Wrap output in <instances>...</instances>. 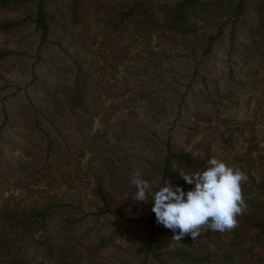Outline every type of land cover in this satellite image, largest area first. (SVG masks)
I'll return each instance as SVG.
<instances>
[{
  "label": "rangeland",
  "instance_id": "rangeland-1",
  "mask_svg": "<svg viewBox=\"0 0 264 264\" xmlns=\"http://www.w3.org/2000/svg\"><path fill=\"white\" fill-rule=\"evenodd\" d=\"M201 1L203 5L199 7L195 18L198 33L193 37L192 43L195 46L199 45L200 41H204L205 33L214 32L220 24L223 25V35L218 39L208 60L201 65L205 66L202 71L207 76V86L194 83L193 89L189 90L186 104L182 106L185 112L180 119V126L176 125L171 131H175L177 142L194 153L202 152L200 151L202 144L212 153L229 159L234 154L244 155L245 153L246 161L252 166V172L258 179H264V27L260 25L254 7L256 0L246 1L241 19L238 21H235L234 13L236 0ZM132 2L134 0H91L82 10V17L78 23L73 26L69 24L67 28L58 26L59 32L56 31L58 33L55 32L52 38H55L57 34L64 45V50L52 43L53 47L45 51L47 63L53 65V69L36 68L37 72H40V78H46L47 83L54 77L61 82H68L69 71L65 64H69L73 58L88 71L93 93L102 91L99 82L114 83L124 76L128 79L127 89L122 87V90L126 89L125 97L137 89L144 88L142 70L137 77L136 74L130 73L132 69L124 70L122 65V62L134 50H144V38L133 35L132 23L124 24L117 21L120 12L126 10ZM55 4L58 9H62L61 13L66 10L65 0H56ZM26 7L12 4L0 5V18H20L25 13ZM232 24H234V30L231 38ZM33 36L34 33L28 27L0 31V47L26 49L33 52V45L29 42ZM178 38V42L172 45L176 53H173L171 57L164 56L162 68L167 74L175 72L176 77L180 79L178 84L181 85L191 76L197 57H189V54L179 55L178 53L187 52L189 48L183 38ZM154 40L155 36L152 35L151 42L153 43ZM162 43L170 45L166 41ZM143 50L139 58L144 57ZM31 62L32 55L26 54L21 56L11 54L8 59L0 61V101L3 95H12L10 99L13 107L16 108L15 124L6 125V128L0 132L2 147L0 191H3L0 195L5 196L13 191L25 194L27 199H31L44 192L49 194L48 192L54 189L59 192V195H63L64 191H73L76 188L80 195V203L85 210L105 209L109 206L111 209H119L127 216L134 217V220H125L117 211L103 212L97 218L89 215L83 228L87 233L86 239H90V257L93 261L89 259L87 264H132L135 262H139L138 264H223L218 254L227 240L225 236L220 239L212 235L210 238L201 236L198 237L201 244L197 243L195 246L189 244L186 237L177 242L172 239L174 235L172 230L158 224L156 217L151 221V198L146 203L134 200L136 189L131 184V179L135 172H140L142 178L151 182L154 188L159 187L160 184L161 174L159 169L154 168L159 161L149 148L153 140L161 141L169 124L156 126L152 121H148L146 115L150 113V108H144V118L141 116L140 105L137 106V109L141 110L138 117L126 115L124 112L127 107H123L110 117L111 124H109L107 136L111 151H106L105 158L108 157L112 164H116V167H113L115 169L111 177L107 173L103 179L104 190L107 193L105 198L101 199L89 192L90 185L87 183L79 182L76 187L68 188V185L61 181L63 169L81 168L83 171L87 163L96 164V161L88 159L92 155L91 152L85 151L80 155V150L73 149L70 164L66 162L64 156V159L57 160V166L52 165L53 154H47V137L43 131L31 121L26 123L27 126L22 123V116L28 115L29 112L43 118L41 112L34 110L29 104L28 95L35 101L39 100L41 106L46 105L42 96V87L35 86L34 82L27 85L32 76ZM126 62L128 64L129 59ZM56 66L59 68L56 69ZM111 88L117 91L121 87L113 85ZM14 90L17 93L13 94ZM109 98L105 99V104L109 102ZM1 117L0 112V120ZM74 117L73 114H65V117L57 115L53 118L55 126L44 118L40 120L41 125L50 131L55 140L62 143L64 153L67 152L68 144L74 147L72 144H82L84 140L83 133L79 130V123H76ZM100 125L96 119L92 123V128L95 129ZM114 129L123 130V132L119 133V137H115L111 134ZM153 131L158 132L159 138L152 133ZM223 138L232 145L223 143ZM253 140L257 141V148L246 153L247 144ZM198 142L201 144L197 145ZM22 146L31 147V154L34 151L37 152L34 167L38 166V170L44 171L46 175L55 176L53 188L50 189L46 185L45 177L28 185L12 188L13 181L21 174L17 167L18 159L27 158ZM141 148L144 149L141 150ZM29 157L32 159L33 156ZM99 161L100 159L97 163ZM92 182L91 178L88 184L92 185ZM42 189L46 191H40ZM80 213L82 214V211ZM152 230L154 233L150 237ZM100 233L104 235L110 233L111 238L103 240L104 243L101 244L98 239ZM150 239L152 242L149 245ZM187 249L194 254H205L207 257L201 262H194L175 253L176 250ZM236 262L237 258L233 257L224 264H237Z\"/></svg>",
  "mask_w": 264,
  "mask_h": 264
},
{
  "label": "trees",
  "instance_id": "trees-1",
  "mask_svg": "<svg viewBox=\"0 0 264 264\" xmlns=\"http://www.w3.org/2000/svg\"><path fill=\"white\" fill-rule=\"evenodd\" d=\"M55 1L0 0V5L27 6L25 13L20 18H0V31L28 27L34 33L33 38L29 41L33 45V52L26 49L15 50L0 47V61L8 59L11 54L17 56L32 55L30 64L32 76L27 85L34 82L35 86L42 87V96L46 105L41 106L39 100L35 101L28 95L29 104L34 110L40 111L44 120L49 121L53 126H55L53 118H56L57 115L65 117V114H73L74 120L79 123V130L83 133L84 140L82 144H72L74 147H70L68 144L67 152L64 153L62 143L56 141L50 131L41 125L40 120L43 118L30 112L21 118L24 125L27 126L31 121L43 131L47 137L46 151L47 154H53V163L51 164L54 166L57 164V160L64 159V156L66 162L70 164L75 149L80 150V155L84 154L85 151L92 153L88 159L90 161L94 159L96 164L87 163L83 171L81 168L71 170L67 167L61 172L63 176L61 181L65 182L68 188L76 187L79 182L87 183L90 185L89 192L101 199L105 198L107 193L104 190L103 179L107 173L111 177V173L114 174L115 168L113 169V167H116V164H112L108 157L105 158L106 151H111L107 136L109 124H111L110 117L123 107H127L124 112L126 115L138 117L142 110L141 116L144 118V108H150V113L146 115L148 121H152L156 126L169 124L161 141L153 140V144L149 148L159 161V164L154 166V168L159 169L161 174L159 186H163L164 181L170 180L175 186H182L187 192L194 185H188L180 177L178 171L183 170L189 174L203 171L208 167V160L213 157L226 161L229 165H238L247 172L249 180L243 185V194L248 209L243 215L237 217L238 227L224 233L202 230L201 236L210 238L212 235L216 239H220L222 236L227 238L223 249L218 254L223 260V264L233 257L237 258V264H264V179H258L252 172V166L246 161L245 153V156L234 154L229 159L212 153L203 144L200 148L202 152L194 153L177 142L175 131H171L176 125L180 126V119L185 112L182 106L186 104L190 94L189 90L193 89L194 83L207 86V76L202 71L205 66L201 65L208 60L214 46L218 43V39L223 35V25L217 26L214 32H206L204 41H200V44L195 46L192 41L198 33L195 27V18L198 15L199 7L203 5L201 0H134L126 10L120 12L117 21L124 24L132 23L133 35L144 38V50L142 49L144 57L139 58L142 50H134L127 58L129 63L127 64V59L122 62L124 70L132 69L130 73L136 74L137 77L142 70L144 88L137 89L125 97L128 79L124 76L114 83L102 84L99 82L102 91L93 93L91 91L93 85L92 81H89L88 71L83 69L81 64L73 58L69 64H65L69 71L67 77L70 80L68 82H61L54 77L53 80L49 81L50 83H47L46 78H40V72L36 70L38 67L53 69V65L47 63L45 51L53 47L52 43H55L59 49L63 48V50L64 45L57 34L55 38L52 36L56 31L59 32L58 26L67 28L69 24L73 26L78 23L82 17V10L87 7L91 0H65L66 10L62 13V9L57 8ZM246 1L236 0L234 5L235 21L241 19ZM254 7L259 23L264 27V0H256ZM233 30L234 24L231 28V38L233 37ZM152 35L155 36L153 43L151 42ZM178 37L183 38L189 48L187 52L178 54L182 56L189 54L188 56L192 58L197 57L192 74L188 80L181 84L183 86L178 84L180 79L176 77L175 72L167 74L162 68L164 56L169 55L171 57L173 53H176L172 45L178 42ZM162 41H166L170 45L167 46ZM120 59L122 58L120 57ZM137 60L140 61L137 62ZM57 68L59 67L56 66ZM114 79L116 81V78ZM113 85L121 88L115 91L111 88ZM122 87L126 89L122 90ZM12 93L17 92L14 90ZM10 96L3 95L0 101L2 114L0 132L6 128V125L15 124L16 108L13 107ZM108 97H110L109 102L105 104V99ZM129 103L131 104L129 105ZM138 105L142 108H140L141 110L137 109ZM96 119L101 125L93 129L92 123ZM122 132L123 130L114 129L111 134L119 137V133ZM152 133L159 138L158 132L153 131ZM223 140V143L228 146L232 145L227 143L225 138ZM142 144L144 145V142ZM199 144L201 142L197 143V145ZM22 147H24L27 158L18 159L17 167L21 174L19 178H15L13 181L12 188L24 184L28 185L43 177L47 179L46 185L50 189L53 188L55 176L53 174L46 175L44 171L38 170V166L34 167L37 152L34 151L31 154V147ZM256 148L257 141L253 140L247 144L246 153ZM143 149L141 148V150ZM1 152L0 142V158ZM31 155L33 160L29 157ZM98 159H100L99 163H97ZM91 178L93 180L92 185L88 184ZM108 179L110 180V178ZM111 181L113 182V180ZM77 191L74 188L73 191L66 190L62 193L63 195H59V192L54 189L52 192H48L49 194L44 192V194L31 199H27L25 194L13 191L5 196L0 195V264H87V260L93 261V258L90 257V239H86L87 233L83 228V224L85 220L89 219V215L97 218L103 212L117 211L125 220H134V217L127 216L119 209H111L109 206H106L105 209L85 210L80 203V195ZM2 192L1 190L0 193ZM154 217L155 214L152 212L151 221ZM153 233L152 230L150 237ZM108 238H111L110 233L98 235L101 244L104 243L103 240ZM186 239L192 246L197 245V243L201 244L198 238L193 241L190 236H186ZM151 242L150 239L149 245ZM175 253L194 262H201L207 257L205 254H194L188 249L176 250Z\"/></svg>",
  "mask_w": 264,
  "mask_h": 264
},
{
  "label": "clouds",
  "instance_id": "clouds-1",
  "mask_svg": "<svg viewBox=\"0 0 264 264\" xmlns=\"http://www.w3.org/2000/svg\"><path fill=\"white\" fill-rule=\"evenodd\" d=\"M207 164L205 170L191 174L178 171L188 185H194L187 192L170 180L154 188L140 172L131 179L136 189L134 200L146 203L151 198L156 222L172 230V239L177 242L186 236L196 241L202 230L230 232L238 227L237 217L248 209L243 194V185L249 180L247 172L216 157Z\"/></svg>",
  "mask_w": 264,
  "mask_h": 264
}]
</instances>
